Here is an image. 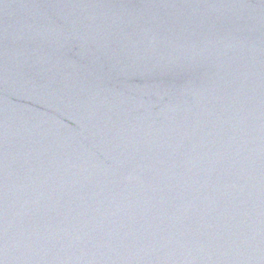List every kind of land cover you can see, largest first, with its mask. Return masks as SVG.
Returning a JSON list of instances; mask_svg holds the SVG:
<instances>
[{
    "label": "water",
    "instance_id": "1",
    "mask_svg": "<svg viewBox=\"0 0 264 264\" xmlns=\"http://www.w3.org/2000/svg\"><path fill=\"white\" fill-rule=\"evenodd\" d=\"M0 264H264V0H0Z\"/></svg>",
    "mask_w": 264,
    "mask_h": 264
}]
</instances>
